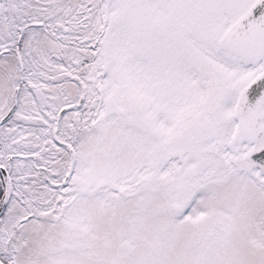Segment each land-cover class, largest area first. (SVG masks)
Returning <instances> with one entry per match:
<instances>
[{
    "label": "snow or ice",
    "instance_id": "snow-or-ice-1",
    "mask_svg": "<svg viewBox=\"0 0 264 264\" xmlns=\"http://www.w3.org/2000/svg\"><path fill=\"white\" fill-rule=\"evenodd\" d=\"M0 264H264V0H0Z\"/></svg>",
    "mask_w": 264,
    "mask_h": 264
}]
</instances>
